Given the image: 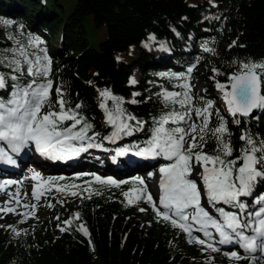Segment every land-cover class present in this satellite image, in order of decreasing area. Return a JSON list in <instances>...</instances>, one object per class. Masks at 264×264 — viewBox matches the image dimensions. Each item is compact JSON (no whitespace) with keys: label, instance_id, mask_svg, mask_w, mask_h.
<instances>
[{"label":"trees","instance_id":"obj_1","mask_svg":"<svg viewBox=\"0 0 264 264\" xmlns=\"http://www.w3.org/2000/svg\"><path fill=\"white\" fill-rule=\"evenodd\" d=\"M0 19L13 22L0 25V48L15 44L10 37L26 42L36 35L46 46L60 38L57 49H47L53 60V98L55 87L62 86L72 105H82L79 111L92 125L89 135L99 134L97 143L112 132L99 106L100 91L122 98L126 112L145 122L144 130L122 136L118 147L143 144L153 117L168 111L157 95L174 85L165 74L186 72L191 65V83H208L200 94L192 89L193 94L215 102L234 147L241 146L245 128L264 138V110L253 119L241 117L236 125L215 86L216 81L226 83L239 62L264 61V0H0ZM97 37L101 40L95 47ZM205 43L215 52H205ZM212 68L223 75L212 79ZM133 99L139 102L130 103ZM107 104L112 108L110 100ZM213 147L210 142L205 151ZM134 181L116 188L101 186L93 177L69 179L67 184L86 191L63 196L67 206L51 201L44 223L18 227L19 235L3 231L0 264H206L209 256L212 264H234L218 253H203L167 223L152 220L151 230L143 228L139 209H149L148 204H129L123 196L136 187ZM262 193L264 182L242 199L251 202ZM76 213L79 219H74ZM66 220L72 224H64ZM80 225L87 236L77 231Z\"/></svg>","mask_w":264,"mask_h":264},{"label":"snow or ice","instance_id":"obj_2","mask_svg":"<svg viewBox=\"0 0 264 264\" xmlns=\"http://www.w3.org/2000/svg\"><path fill=\"white\" fill-rule=\"evenodd\" d=\"M12 23L0 19V25L5 27ZM10 39L15 41L13 46L0 48V68L7 69L0 71V93H7L0 94V144L14 154L34 146L36 152L51 160L70 159L89 148L101 147L96 143L99 134L89 135L92 125L80 113L82 105H72L62 86L55 87L53 98V60L44 47L45 41L36 35H29L26 42L15 37ZM202 47L205 52H215L206 43ZM194 67L188 66L186 72L179 74H165L170 81H176L173 86L179 89H165L157 94L168 111L162 109L153 117L150 134L143 144L134 143L116 153L122 156L133 152L140 157H162L171 162L159 168L158 199L153 198L140 177L135 178L136 187L131 188V192H123V196L129 204L141 201L148 204L159 222L183 233L186 242L200 247L203 253H218L222 250L220 246L235 245L241 251L224 253L234 264L241 261L264 264V194L251 202L242 199L251 197L258 184L264 182V138L245 128L239 136L241 146L234 147L228 124L215 108V102L193 94ZM211 71L214 80L223 75L217 68ZM215 86L233 117L232 123L240 125L241 117L248 118L256 110H264V61L239 62L236 70L227 76V82L216 81ZM99 95L102 99L99 106L112 127L111 135L104 139L115 143L122 136L144 130L145 122L126 112L122 98L109 90L100 91ZM109 100L112 108L108 107ZM132 121L135 123H130ZM210 142H214L215 147L205 151ZM234 151L238 152L235 157ZM0 160L15 163L5 147H0ZM197 168L199 181L190 178ZM30 179L35 182L31 185L30 197L25 191L23 198L22 180L0 183V192L5 191V186H16L15 192L7 193L9 199L0 212L20 215L21 222H25L35 216L37 204L22 203V199L30 198L38 203L53 190L60 196L73 197L86 191H77L80 186L76 184H59L65 179L63 176L43 177L39 171H33ZM94 180L101 186L116 188L128 183L100 176H95ZM202 201H206L207 207ZM17 206L29 211L17 213ZM74 219H79V213ZM63 223L71 225L72 220ZM0 227L20 234L11 226ZM60 231L66 229L61 227ZM77 231L88 235L83 225ZM212 259L209 256L206 264H212Z\"/></svg>","mask_w":264,"mask_h":264},{"label":"rangeland","instance_id":"obj_3","mask_svg":"<svg viewBox=\"0 0 264 264\" xmlns=\"http://www.w3.org/2000/svg\"><path fill=\"white\" fill-rule=\"evenodd\" d=\"M100 40H101L100 37H97V38H95L93 40V43H94V46L95 47H98ZM59 41H60V38H57L54 43H51L50 42L48 44V46L44 45V47H46L48 49V47L51 46V48L57 49L59 47ZM197 72L200 73L201 70H199ZM137 76H138V73L137 72H135L133 74V76H132V81L134 80L135 83L138 80L137 79ZM167 80L170 83H173V84L176 83V81H170L169 79H167ZM191 84L194 86L193 87L194 92L199 93V94L202 93L204 87L208 86V83L203 82L202 80H198V81L193 82ZM166 90H168V91H178L179 89L175 88L174 86H169V87H166ZM222 102H223V100H222ZM115 142H116V144L118 146V144L120 143V139H117ZM99 144H107V145H109L110 142L107 141V140H105V141H102V143H99ZM110 145L112 146V144H110ZM101 147H103V145H101ZM120 148H123V147H120ZM120 148L117 149V147H116V150L119 151V150H121ZM33 171H39L43 177H48V176L60 177V176H63L65 178L64 179L65 181L63 182L64 184H67V181L69 179H72V177H79V175H73V173H71L69 175H54V174H50V173L44 171L43 169L40 170L37 167H33L32 168V166L29 165V167L27 169L23 170V173H26L25 175H26V177L28 179L22 185H20V188H21V197L22 198H23V194H24L25 191H27L29 193V197H30L31 185L33 183H35L34 181H32L30 179L31 174H32ZM196 171H199V169L197 168L194 171L193 175L190 178L191 179H196L197 181H199V177L196 175ZM83 176L84 177H89V174H83ZM135 178L136 177L131 178V179L132 180H135ZM124 181L129 182L128 179L127 180H124ZM144 181H145L146 186L147 185L149 186L151 184H155V183H152V182H156V181H154L151 178L146 179ZM148 186H147V189H148V191H150V189L148 188ZM15 189H16V187L14 189H12V190H9L8 192H15ZM155 192L156 193L153 195V198L154 199H158L159 191L158 190L156 191V188H155ZM4 193H5L4 194L5 196L4 195L0 196V199L2 200V202L0 203V208L4 207L5 206L4 205V202L9 199L7 193L6 192H4ZM56 200H59L60 203H61V205L67 206V202L63 199V196H60L59 194L55 193L54 190H53V192L47 194L46 197H41V200L38 203L35 200H32L30 198L29 199H22V203H29V204L36 203L37 204V208L35 210V216L34 217H29L25 222H21V220L23 219V217L20 216V215L13 214L11 212H9L7 214H5L3 212H0V216L3 217L2 219H0V225H3V226H11L13 228L20 227V228H23L24 229V228H26L28 226H32V225H34L36 223H44V222H46L49 219L48 210L50 209V207L48 205H50V202L51 201H56ZM202 203H204L205 206L207 207L206 201H202ZM141 204L143 205L144 202L141 201L140 202V205ZM9 206H12V205H9ZM148 207H149V209H147V211H144V212H141L140 213V215L138 217V221L140 222V224H141V226L143 228H145L147 230H151L153 228L152 220L158 221V219L155 217L154 213L151 211V208H150L149 205H148ZM26 211H29V209H25V208L20 207V206H17L16 207V212L17 213H22V212H26ZM3 231H8V229L6 227H0V234ZM224 253H225V251L222 249L221 252H218L217 256L218 257H226L227 258V256ZM240 264H248V263H244V262L241 261Z\"/></svg>","mask_w":264,"mask_h":264},{"label":"bare ground","instance_id":"obj_4","mask_svg":"<svg viewBox=\"0 0 264 264\" xmlns=\"http://www.w3.org/2000/svg\"><path fill=\"white\" fill-rule=\"evenodd\" d=\"M110 144H112V146ZM110 144L109 145L104 144L103 147L101 148H97V147L89 148L87 151L81 152L78 156H74L70 159H65V160H51V159H47L46 157H37L36 164L44 168L45 171L48 170L49 172H51V174L69 175L74 172H79L84 167V164H81V162L84 159L92 158V159L99 160V161L100 160L107 161L112 164L122 165L124 166V168H126V172L128 174V172L134 171L132 170V166L133 165L136 166V164H138V162H140L143 159V157L134 155L133 152H127L122 156H118L116 154L118 151L116 150V147H117L116 142L115 143L110 142ZM125 147L126 146H124L123 148ZM123 148H120V149H123ZM117 149L119 148L117 147ZM158 158H160L161 160H165L162 157H158ZM28 166L25 167V169H27ZM158 177H156L155 179L160 178ZM152 183H155V184H151L147 186L150 189L149 192H151V194L154 195L156 193L155 188H156V191L157 190L159 191V187H158L159 181L152 182ZM15 187L16 186H8L4 192L7 193L9 190L14 189ZM4 192H0V196L4 195L5 194ZM1 202L2 200L0 199V203ZM220 247H222V249L225 252L226 251L229 252L233 248H235V245H225V246H220Z\"/></svg>","mask_w":264,"mask_h":264},{"label":"water","instance_id":"obj_5","mask_svg":"<svg viewBox=\"0 0 264 264\" xmlns=\"http://www.w3.org/2000/svg\"><path fill=\"white\" fill-rule=\"evenodd\" d=\"M262 110H256V111H254V113H253V115L252 116H250V117H248V118H256L258 115H259V113L261 112Z\"/></svg>","mask_w":264,"mask_h":264}]
</instances>
